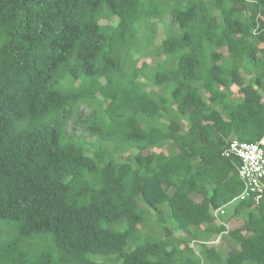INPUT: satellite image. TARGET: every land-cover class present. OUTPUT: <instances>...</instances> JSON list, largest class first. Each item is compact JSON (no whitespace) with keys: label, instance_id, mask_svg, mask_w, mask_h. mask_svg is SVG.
<instances>
[{"label":"trees","instance_id":"16d2710c","mask_svg":"<svg viewBox=\"0 0 264 264\" xmlns=\"http://www.w3.org/2000/svg\"><path fill=\"white\" fill-rule=\"evenodd\" d=\"M263 137L264 0H0V264H264L222 155Z\"/></svg>","mask_w":264,"mask_h":264},{"label":"built area","instance_id":"2783aa9c","mask_svg":"<svg viewBox=\"0 0 264 264\" xmlns=\"http://www.w3.org/2000/svg\"><path fill=\"white\" fill-rule=\"evenodd\" d=\"M260 143H264V137ZM260 143H249L233 138L222 151L223 156L235 157L237 160L236 171L242 183V191L234 201L251 200L254 205H258L264 199V149ZM224 213V207L212 212L217 222L225 226L222 233L227 232V225L220 220Z\"/></svg>","mask_w":264,"mask_h":264},{"label":"rangeland","instance_id":"374dc122","mask_svg":"<svg viewBox=\"0 0 264 264\" xmlns=\"http://www.w3.org/2000/svg\"><path fill=\"white\" fill-rule=\"evenodd\" d=\"M170 23H171V18H170V15H168V14L163 15L162 16V19L159 22H157V27L159 29V32H158V36L155 39V44L159 43L160 40H161V38L163 37V33H162L163 27L165 25H169ZM173 28H174V26H173ZM175 29H176V27H175ZM151 50H154V48L151 47ZM143 59L144 58H143L142 55L141 56H136V60L135 61H137V65L142 64ZM157 60H158V58L155 57V56H150L149 59H148V61L152 65H154V63ZM231 89H232V93L230 95L231 98L237 97L239 94H238V92L236 90V87H232ZM79 111L81 113V116H80L81 118L84 117L87 113H89V109L87 107H85L84 105H81L80 106ZM70 125L71 126H70L69 131H73L76 134L81 133L82 130H83V127H82L83 125L80 124V123H77L76 122V123H71ZM137 200L139 202V200H141V197L140 196H137ZM143 206L146 207V205L144 203H143ZM232 206H233L232 203H230L229 205H227V207L225 208L226 210H225L224 216L222 218H220L221 221H225V220H223L224 218L227 219V216H229L230 210H231ZM149 213H150L149 211L146 213V219L148 218L147 219V222H145L144 224L142 223V224L139 225V228H140L141 233H142L141 236H144V235H147V234L150 233V234L159 235L161 237H166L167 234H170V233H167V232H169V230L172 232V235L175 238H181L183 236V232L175 231L172 228V226L169 225L167 219H162L160 221H158V220L155 221V214H154V212H151L150 214ZM228 223H229L230 226H237V225L240 224V221L231 220V222L229 221ZM163 226L168 227L169 230L164 229ZM221 237H222V235L221 236H219V235H210L209 237L206 238L205 243L206 244H210V245L213 244L216 247H220L223 244V242H221V240H222ZM189 245L193 249H195L196 252H198L199 248L197 246V242H191V243H189ZM221 248H223L226 251L230 249V247L226 243L223 244V246H221ZM94 259L96 260V262L100 261L102 263H111V262L117 261L115 259V256L114 255L98 256V257H94Z\"/></svg>","mask_w":264,"mask_h":264},{"label":"clouds","instance_id":"9594fccd","mask_svg":"<svg viewBox=\"0 0 264 264\" xmlns=\"http://www.w3.org/2000/svg\"><path fill=\"white\" fill-rule=\"evenodd\" d=\"M260 141H261V140H260ZM236 197H237V196H236ZM236 197H235V198H236ZM235 198H234V199H235ZM230 203H231V202H230ZM230 203H229V204H230ZM232 203H233V202H232ZM229 204H228V205H229ZM223 207H224V211H225V210H226L225 208H226L227 206H223ZM220 208H221V207H220ZM212 212H213V211H212ZM224 214H225V213H224ZM224 214H223V215H224ZM220 218H221V217H220ZM216 222H217V220H216ZM217 223H218V222H217ZM224 223H225V222H224ZM225 224H226V223H225ZM226 225H227V224H226ZM227 230H228V227H227ZM221 233H222V232H221ZM221 233L219 234V236H221ZM226 233H227V232H226ZM226 233H222V234H226Z\"/></svg>","mask_w":264,"mask_h":264}]
</instances>
